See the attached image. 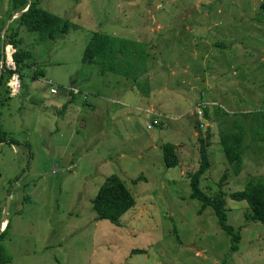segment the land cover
<instances>
[{
    "label": "rangeland",
    "instance_id": "1",
    "mask_svg": "<svg viewBox=\"0 0 264 264\" xmlns=\"http://www.w3.org/2000/svg\"><path fill=\"white\" fill-rule=\"evenodd\" d=\"M41 7L71 29L56 38L17 31L30 65L19 70L16 95L5 89V64L0 122L18 145H0V264H264V226L228 196L264 177V133L254 134L264 112V0H41ZM13 14L12 0H0V54L9 28L17 29ZM93 33L148 43L149 96L81 62ZM37 70L44 76L32 79ZM198 106L208 110L205 128ZM242 114L254 115L235 176L220 133L245 121ZM208 129L211 167L200 189L226 193L228 224L241 235L235 252L214 210L200 214L191 197L198 140ZM166 144L177 146L176 168L165 165ZM110 175L136 200L117 225L91 207Z\"/></svg>",
    "mask_w": 264,
    "mask_h": 264
},
{
    "label": "trees",
    "instance_id": "2",
    "mask_svg": "<svg viewBox=\"0 0 264 264\" xmlns=\"http://www.w3.org/2000/svg\"><path fill=\"white\" fill-rule=\"evenodd\" d=\"M13 16L23 13L15 24L17 29L9 28V38L5 40V46L12 44L15 48L13 55L17 71L29 63H24L25 53L18 48L15 37L17 31L24 29L30 33H39L43 38H56L57 35H66L70 32L71 26L62 19L51 15L41 7V0H12ZM26 10V12H25ZM11 20V18H10ZM0 54V65H1ZM150 57L149 45L147 42L138 41L131 38L111 36L103 33H93L87 41L81 55V62L85 64H96L99 66L101 73L110 72L117 74L129 80V87L138 89L144 95H150V70L148 68V59ZM28 64V65H27ZM6 66L0 75V88L3 84V76ZM12 74L8 71L5 88L8 91L7 82ZM43 70H37L33 73L32 79H38L44 76ZM9 93V92H8ZM0 93V106L4 102ZM8 97V96H7ZM205 119L208 117V110L204 112ZM254 114H242L245 121H238L230 126L226 131L220 133V146L224 157H226L230 170L235 176L241 175L244 169L245 140L248 137V127L246 120ZM259 118L258 128L255 130V138L264 133V112L257 115ZM255 120V118H254ZM253 126V125H252ZM251 126V127H252ZM261 131V132H259ZM213 134L208 129L207 136L198 140L200 167L198 171L190 176V185L192 188L193 199H197L202 204L199 212L202 214L205 209L212 208L218 226L223 233L231 238V250H239L241 235L235 232V229L228 224V215L226 210V196L224 192L219 191L215 196H210L200 189V182L203 176L211 167L209 158V148ZM258 140L264 142V136ZM10 144L18 145L15 139L8 138L7 133L3 130L0 122V145ZM164 162L168 168H176L179 165L177 155V146L166 144L163 147ZM226 175L220 179V185L226 181ZM138 178L134 181H141ZM236 202H245L247 208L251 211L248 219L251 222L260 223L264 226V177L256 178L249 181L242 191H236L228 194ZM92 211L97 215L99 220H104L112 225H117L119 219L128 211L136 207V200L125 184L116 176H108L99 187L96 196L91 200ZM10 223L7 225L6 231Z\"/></svg>",
    "mask_w": 264,
    "mask_h": 264
},
{
    "label": "built area",
    "instance_id": "3",
    "mask_svg": "<svg viewBox=\"0 0 264 264\" xmlns=\"http://www.w3.org/2000/svg\"><path fill=\"white\" fill-rule=\"evenodd\" d=\"M9 52H11L10 55L13 59L12 64L8 63ZM14 53H15V48L12 44H8L4 47V55L6 57V64H7V67L10 68L8 71H12V74H11V76L7 82V87L9 89L8 91H9V94H11V95H16L19 92L20 87H21V82H20L21 74H20L19 70L17 71V66L15 65V61H14V57H13ZM3 68H4V66H2L0 68V70H2ZM49 83L51 84V82H49ZM72 91H74V90H72ZM75 91H78V90H75ZM51 92L52 93H58V90L53 88V89H51ZM149 113H152V110H149ZM195 115L197 117L205 120V123H201L200 127L205 128V127L209 126L207 123V120L205 119L204 111L202 109H200V106H198V108L196 109ZM154 124L156 125V124H158V122L154 121ZM149 129L150 130L152 129L151 125L149 126Z\"/></svg>",
    "mask_w": 264,
    "mask_h": 264
},
{
    "label": "water",
    "instance_id": "4",
    "mask_svg": "<svg viewBox=\"0 0 264 264\" xmlns=\"http://www.w3.org/2000/svg\"><path fill=\"white\" fill-rule=\"evenodd\" d=\"M25 12H26V10H25ZM22 14L23 13L16 15V18H14L13 20L18 19ZM6 31H7V29L5 30L4 33H6ZM4 47H5V43H3V46H2V56H1V65L2 66H4L6 64V57L4 55ZM0 73H1V71H0Z\"/></svg>",
    "mask_w": 264,
    "mask_h": 264
},
{
    "label": "bare ground",
    "instance_id": "5",
    "mask_svg": "<svg viewBox=\"0 0 264 264\" xmlns=\"http://www.w3.org/2000/svg\"><path fill=\"white\" fill-rule=\"evenodd\" d=\"M10 56V52H9V55H8V57ZM12 62H13V59H12ZM12 64V63H11Z\"/></svg>",
    "mask_w": 264,
    "mask_h": 264
},
{
    "label": "crops",
    "instance_id": "6",
    "mask_svg": "<svg viewBox=\"0 0 264 264\" xmlns=\"http://www.w3.org/2000/svg\"><path fill=\"white\" fill-rule=\"evenodd\" d=\"M6 89V88H5ZM6 222V221H5ZM6 224V223H5ZM3 225V224H2Z\"/></svg>",
    "mask_w": 264,
    "mask_h": 264
}]
</instances>
